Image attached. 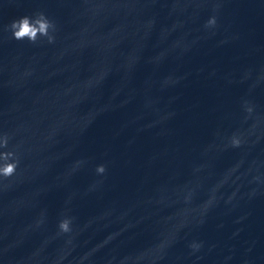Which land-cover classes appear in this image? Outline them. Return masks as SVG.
I'll return each instance as SVG.
<instances>
[{"label":"clouds","instance_id":"clouds-1","mask_svg":"<svg viewBox=\"0 0 264 264\" xmlns=\"http://www.w3.org/2000/svg\"><path fill=\"white\" fill-rule=\"evenodd\" d=\"M217 20L215 16L208 19L205 24L206 28H214ZM7 29L12 34V39L16 41H28L31 44L37 43L41 39H46L49 44L55 42L56 30L55 23L48 18L44 12H36L32 15H23L11 21L7 25ZM251 112L252 109L248 108ZM9 136L7 134L0 135V149H8ZM241 140L238 137L231 138V146L239 147ZM19 165V159L15 151L5 150L0 151V181L7 180L16 174ZM106 172L104 164L97 165L96 173L102 175ZM73 220L71 217H64L58 223L60 233H69L72 231ZM202 244H193L191 247L194 252H197L202 247Z\"/></svg>","mask_w":264,"mask_h":264}]
</instances>
